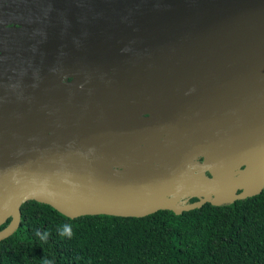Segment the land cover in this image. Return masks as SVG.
<instances>
[{
    "label": "water",
    "instance_id": "95a60500",
    "mask_svg": "<svg viewBox=\"0 0 264 264\" xmlns=\"http://www.w3.org/2000/svg\"><path fill=\"white\" fill-rule=\"evenodd\" d=\"M36 13L35 56L0 62V241L30 200L72 219L145 217L263 192L264 0H41Z\"/></svg>",
    "mask_w": 264,
    "mask_h": 264
},
{
    "label": "trees",
    "instance_id": "16d2710c",
    "mask_svg": "<svg viewBox=\"0 0 264 264\" xmlns=\"http://www.w3.org/2000/svg\"><path fill=\"white\" fill-rule=\"evenodd\" d=\"M21 209L19 228L0 241V264H264V190L220 206L145 217L72 219L35 200ZM65 224L71 238L60 235Z\"/></svg>",
    "mask_w": 264,
    "mask_h": 264
},
{
    "label": "flooded vegetation",
    "instance_id": "af4514ba",
    "mask_svg": "<svg viewBox=\"0 0 264 264\" xmlns=\"http://www.w3.org/2000/svg\"><path fill=\"white\" fill-rule=\"evenodd\" d=\"M40 2L41 0H0V62L5 61L7 64L9 55L13 60L35 56L34 38L31 36L36 32L37 22L31 21L29 16L32 14V20L39 18L36 10H39ZM49 54L55 56L51 51ZM14 64L10 65L12 71H16ZM2 78L7 79L8 73H2ZM0 88L3 87L0 85ZM194 200L196 199L187 201Z\"/></svg>",
    "mask_w": 264,
    "mask_h": 264
},
{
    "label": "clouds",
    "instance_id": "9594fccd",
    "mask_svg": "<svg viewBox=\"0 0 264 264\" xmlns=\"http://www.w3.org/2000/svg\"><path fill=\"white\" fill-rule=\"evenodd\" d=\"M36 234L38 236H40L41 239H43V240H46L47 237H48V233L47 232H45L43 234H41L40 232H37ZM60 235L61 236H68L69 238H71V236L73 235L71 225H69V224L63 225V227H62V229L60 231ZM44 264H52V262L51 261H48V260H45L44 261Z\"/></svg>",
    "mask_w": 264,
    "mask_h": 264
},
{
    "label": "rangeland",
    "instance_id": "374dc122",
    "mask_svg": "<svg viewBox=\"0 0 264 264\" xmlns=\"http://www.w3.org/2000/svg\"><path fill=\"white\" fill-rule=\"evenodd\" d=\"M185 202H187V200H185Z\"/></svg>",
    "mask_w": 264,
    "mask_h": 264
}]
</instances>
